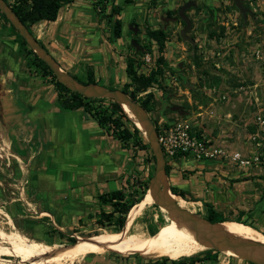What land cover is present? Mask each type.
I'll return each mask as SVG.
<instances>
[{
  "label": "rangeland",
  "instance_id": "rangeland-1",
  "mask_svg": "<svg viewBox=\"0 0 264 264\" xmlns=\"http://www.w3.org/2000/svg\"><path fill=\"white\" fill-rule=\"evenodd\" d=\"M79 1L81 6L85 7V1ZM184 1L186 0L180 5ZM241 1L247 8L245 18L233 0H214L212 9L204 2L199 4L197 2L194 7L188 8L186 13L191 20V26L186 31V35L193 39V43L180 37L179 31L184 26V22L180 20L177 12L168 14L170 18L165 21L167 39L163 72L158 77V81L147 88L155 97L150 102L148 113L155 129L158 123L182 120L193 130L206 135L216 147L227 153L232 151L250 153L252 147L248 133L256 127L255 117L264 118V0ZM137 6L135 9L139 8ZM131 7L124 8L121 12L122 38L127 43L132 39L127 33H134L132 30L129 31L127 20L130 17L135 19L136 15L141 14L140 12L133 14L134 7ZM91 11L99 16L94 9L91 8ZM0 19V35L10 33L14 37V42H11L10 37L6 41H3L5 38L1 39L2 42L11 49L13 48L10 43L18 45L17 52L13 51L12 56L19 58L27 56V51L19 44L17 33L1 16ZM31 26L30 30L35 35L36 30ZM79 27L80 24L70 26L72 32L76 33H79ZM138 31L135 33L137 34ZM142 32L143 26L139 34L134 36L141 45L142 51L133 46L131 53L140 63L139 71L148 73L156 64L158 52L153 44L149 49L146 48L148 38L146 35L142 36ZM107 33L105 29V36ZM99 34L103 35L102 32ZM39 41L48 50L47 45ZM73 42L76 43L75 40ZM91 42L92 45L96 44L95 36H92ZM67 45L72 47L71 42ZM137 51H140V54H137ZM108 52L113 54V51ZM108 52L107 60L108 55L110 57ZM145 53L151 55L150 63H145L143 60ZM92 54L96 53L92 52ZM89 63L90 61L82 59L80 64L68 67L67 71L85 81L87 79L85 71L78 72L76 69L84 70ZM25 72L27 77L26 69ZM36 75L37 78L28 84V87L34 90L31 100L36 101L41 97L36 102L37 108L44 111V119L61 132L55 134L53 131L49 138L50 142L40 132L38 138L33 141L30 139L17 144L8 141L10 147L7 149L1 142L5 137V130L1 131L0 128V182H2L0 229L6 234H0V239L4 240L6 236L16 240L14 238L17 237L16 233L21 232L28 239L48 244L43 246L51 249L42 247L37 249L36 245L32 244H30L32 248L24 249L26 256L37 258L42 262L38 264H174L162 262L160 259L163 256H144L126 242L106 249L109 239L122 234L124 227L115 230L114 222L100 226L95 221L100 210L111 209L109 204L98 200V195L119 188L123 191L126 200L133 203L126 214L123 223L125 226L130 210L136 204L143 202L148 191L149 180L154 171V161L150 157L151 149H136L131 140L124 143L106 128L102 129L103 136L95 119L90 115L87 116L85 111L65 109L57 99L51 103L55 93L52 79L48 76ZM95 76L93 78L96 83L107 86L105 80ZM116 84L108 86L113 88L121 86L119 85L121 83ZM38 93H40L39 97H37ZM144 93L145 91L138 93L139 99ZM100 104L107 107L108 99H102ZM84 112L87 120H83ZM2 115H4L3 117L0 115L2 123L3 121L7 124L12 123L14 117L6 120V113ZM23 119H25L22 120L24 125L30 121L28 119L41 125L37 118L33 119L28 113ZM6 128L9 130L10 127ZM25 128L21 131L26 134L28 129ZM141 136L146 141L142 132ZM102 137L105 139L101 140ZM231 142L235 145L229 146ZM17 151L23 152V155H13ZM16 156L21 160L17 159V162ZM9 158L12 161L11 168L18 167L17 163L22 164L27 177L30 175L34 181L31 184L34 191L30 192V195H35L32 206L21 207L16 199L17 188L14 187L15 185L8 186L13 180V174H6L11 170L7 171L3 162H9ZM12 158L14 161L11 160ZM165 163L170 165L169 185L186 191L185 197L180 195L175 197L181 206L203 217L207 209L212 208L226 220H239L264 234V167L256 165L240 167L224 157L196 160L190 156H176L165 160ZM25 176L19 177L17 174L16 179L20 181ZM24 185H28L25 180ZM26 189L31 190V186L28 185ZM11 198L15 200L10 204L8 201ZM153 204L155 203L152 201L145 203L135 216L134 222L142 225L147 231L150 228L155 229L151 233L165 239L170 245L190 231L184 224L169 217L164 209ZM7 215L11 217V221ZM90 235H97L105 243L99 245L87 239L80 244L84 246L81 252L76 251L80 245L62 252L73 244L67 242L66 236L75 238L77 236L79 239ZM78 239L76 238V241ZM3 244L0 250L7 246L4 241ZM56 247L60 249L56 250ZM2 258L9 259L11 264H17L18 255L2 256ZM183 258L185 264H190L186 256L179 259ZM5 263V260L0 259V264ZM194 264L250 263L225 250L218 251L214 259L202 260Z\"/></svg>",
  "mask_w": 264,
  "mask_h": 264
},
{
  "label": "crops",
  "instance_id": "crops-1",
  "mask_svg": "<svg viewBox=\"0 0 264 264\" xmlns=\"http://www.w3.org/2000/svg\"><path fill=\"white\" fill-rule=\"evenodd\" d=\"M85 7H82L79 3V0H73L63 6H61L58 10L57 17L55 20H40L34 24H32V28H35L36 34L35 37L37 39L43 41L45 45L48 47V51L51 55L56 59V61L64 67L66 70L70 66H74L80 64L82 59L84 61H90L89 64H86L87 67L83 70L82 68H77L78 72L85 71L86 74L91 73L93 76H98L99 79L105 80L108 84H116L121 83L116 86L115 88H121L123 83L128 81V78L125 73V61L127 57L134 56L131 53V48L134 46L131 41L136 40L134 36H137L140 32V28L143 26L142 36L146 35L145 28H162L165 32L167 31V24H165L166 19H169L168 14H173V11L176 10L180 3L183 0H131L129 3H125L124 0H84ZM195 3L204 2L208 4V8L212 9V5L214 4V0H194ZM135 3H139L140 5H136ZM87 4V5H86ZM112 5H120L122 9L120 10L119 17L121 18V29H120V36L113 37L112 35V20L114 16H110V10ZM94 9L99 16H96L95 12L91 11V8ZM132 6V7H131ZM135 6L139 7L135 9ZM133 8V14L135 12H140L138 16L128 18L127 20V27L129 31L128 35H131L130 43H127L124 38H122V25H123V18L121 17V12L124 8ZM103 9V11H102ZM138 10V11H136ZM212 11V10H211ZM104 12V13H103ZM95 15H93V14ZM106 14V15H105ZM92 20V21H91ZM111 23V27H110ZM1 24V19H0ZM71 24H80L78 32H72V28H70ZM107 29V35L105 36L104 31ZM134 29L139 30L137 34L135 33ZM99 30V31H98ZM102 32V34H99ZM81 35V36H80ZM92 36H95L96 44L92 45ZM12 40L14 42V37L9 34H1L0 35V115L6 113V120L12 119L14 117L12 123L7 124V122L0 119V128L1 131L5 130V134L3 140L1 141L4 144V147L8 149V141H13L14 144H17L21 141H28L30 139L38 138V133L43 134L47 137L48 141L50 142V136L54 133L61 132L56 126L52 123H48L44 119V111H41L36 106V102L41 99L40 93L37 94L39 97L36 101L31 100L34 96L33 91L31 88L28 87L30 82H33L37 75L31 73L29 69V59L27 56L13 57V51L17 52L18 45L10 43V46L13 48L11 49L6 43L2 42L6 41L7 39ZM147 37V35H146ZM148 38V37H147ZM73 40L76 41L74 44ZM64 42V43H63ZM72 43V47L70 48L67 44ZM83 42V45L81 43ZM140 45V44H139ZM141 46V45H140ZM156 46L153 43V47ZM15 49V50H14ZM108 51H113V54H110ZM96 53L95 55L92 54ZM107 52L110 54L108 55L107 60ZM18 55V54H17ZM102 55V57H100ZM98 56L100 58H98ZM113 58V59H112ZM88 63V62H87ZM27 70V77L26 72ZM95 76V77H96ZM117 85V84H116ZM158 94H160L158 92ZM56 93L53 94L51 103L55 102ZM50 103V102H49ZM60 107V105L57 103ZM56 106V105H55ZM75 110H82V108H78ZM3 111V113H1ZM30 114L34 118H37L41 125H37L35 121L32 119H28L27 123L24 125L23 119L25 115ZM85 113V112H84ZM9 115V116H8ZM86 113L83 115V120H87ZM0 116V117H1ZM21 117V119H20ZM5 118V117H4ZM7 126H9V130H7ZM25 129L27 133H23L21 129ZM102 134V128H100ZM38 131V132H37ZM37 133V134H36ZM103 135V134H102ZM104 136V135H103ZM105 137H102L101 140H104ZM235 145L233 142L229 144V146ZM2 149V148H1ZM22 151V150H21ZM17 151L13 155H23V152ZM103 151V149H102ZM8 155V154H7ZM33 155V154H31ZM16 160L19 161L21 158L16 156ZM11 160L14 161L12 158ZM17 160V162H18ZM10 158L9 162H3L4 168L10 172H7V175L13 174V180L8 183V186H14L18 190V197L16 198L19 201V205L21 207H25L26 205L32 206L33 200L35 195H30V192L34 191L32 188L33 180L27 177V173L23 171L22 164L17 163L18 167L11 168ZM17 174L19 177H23L20 181L17 178ZM24 180L27 182L28 185L31 186V190L26 189L27 186L24 185ZM2 185V182H0ZM26 187V188H25ZM37 191V190H36ZM25 196H30L29 198ZM15 200L11 198L8 202L10 204L12 201ZM24 200V201H23ZM8 219L11 221V217L8 216ZM1 235H6L3 229H0ZM17 237L16 240H29L33 242L34 240L28 239L23 233H16ZM5 238H9L6 237ZM6 243V242H4ZM37 245V249H40L44 244L42 242H35ZM3 241L0 240V247L3 246ZM30 244H26L25 248H32ZM41 245V246H40ZM34 247V246H33ZM46 249H51L50 247H42ZM60 247H56L55 249L58 250ZM72 250V249H71ZM0 251H9V247H3Z\"/></svg>",
  "mask_w": 264,
  "mask_h": 264
},
{
  "label": "trees",
  "instance_id": "trees-1",
  "mask_svg": "<svg viewBox=\"0 0 264 264\" xmlns=\"http://www.w3.org/2000/svg\"><path fill=\"white\" fill-rule=\"evenodd\" d=\"M17 14L19 19L26 25L27 29L31 32L30 26L40 20H55L58 14V10L61 6L73 1V0H5ZM131 0H124L125 3H129ZM122 7L120 5H112L110 10V16H114L112 20V35L113 37H119L121 29V18L119 13ZM177 12V9L174 10ZM0 16L6 20L5 15L0 11ZM183 23V22H182ZM9 26L17 33L19 37V44L25 48L27 51V57L29 59V69L32 73L39 74L43 77L48 76L52 79L57 102L65 109H78L82 108L88 115L93 117L100 128L110 130L114 133L119 139L124 143L132 141V144L136 149H149L148 142L144 141L141 136V130L132 122L131 119L127 116V113L122 109L121 105L115 102L112 99H108L107 107H103L100 104V101L104 98L100 97H86L78 92L68 89L63 83L59 82L56 79L54 73L50 70L48 65L41 60L26 44L25 40L20 36L17 30L9 23ZM32 33V32H31ZM145 33L148 37V44L145 45L147 49L155 43L156 50L158 55L156 57V64L152 67L148 73H143L139 71L138 66L139 62L132 57H127L125 61V73L128 78V81L124 82L122 87L133 100L138 101L149 113L150 111V102L154 100V93L152 91H147L144 93L143 97L139 99L137 96L138 93L144 92L148 87H151L154 83L158 81V77L163 72V64L165 63L164 48L165 42L167 39V33L162 28H145ZM39 41V40H38ZM39 43L43 45L40 41ZM145 48V47H144ZM137 54H140V51H137ZM78 79L76 76H74ZM83 83L87 82H96L93 78V75L88 72L87 79L82 81ZM110 87V86H109ZM131 87V89H129ZM113 88V87H111ZM115 88V87H114ZM179 155V154H178ZM180 156V155H179ZM150 157L154 161V156L151 153ZM165 170L167 176H169L170 165L165 164ZM170 190L177 195L185 197L186 191L178 188L174 185H170ZM98 200L104 204H109L111 209L110 211L100 210L98 217L95 221L100 226H105L114 222L116 227L115 230L120 229L123 226L125 217L130 207L132 206V201H127L124 193L121 189L116 188L110 191H105L98 195ZM156 206V204H153ZM115 215V216H114ZM114 216V219L112 217ZM208 220L215 221H224L226 220L220 213H217L212 208H208L206 214L204 215ZM239 221V220H237ZM241 222V221H240ZM155 229H148L149 232L154 231ZM59 235H61L59 231ZM1 241L6 242L9 247L8 252L14 253L16 250L20 252V257L18 256L17 264H25L26 262H31L37 264L40 262L37 258L31 256H26L24 254V249L26 244H36L35 240L30 242L29 240H13V238H3ZM65 239L67 242L74 243L76 238L74 236H66ZM37 246V245H36ZM41 246V245H40ZM45 247V246H41ZM218 251L214 249H206L202 251L201 255H191L186 257L190 264L202 260H211L216 257ZM2 256H13L11 254L2 255ZM1 256V258H2ZM5 260V264H11L10 260L7 258H2ZM55 259V258H54ZM159 260V259H156ZM162 262H172L174 264H185L184 258L172 260L166 256L161 257ZM250 264H254L249 262Z\"/></svg>",
  "mask_w": 264,
  "mask_h": 264
},
{
  "label": "water",
  "instance_id": "water-1",
  "mask_svg": "<svg viewBox=\"0 0 264 264\" xmlns=\"http://www.w3.org/2000/svg\"><path fill=\"white\" fill-rule=\"evenodd\" d=\"M233 1L245 18L247 8L243 5L241 0ZM195 4L194 0H186L179 5L177 9L178 17L184 22V26L179 31L180 37L191 43H193V39L186 35V31L191 26V20L186 10L190 7H194ZM0 11L25 40L28 47L48 65L56 76V79L63 83L68 89L86 97L112 99L120 104L124 111L125 106L131 111L139 125L131 119L127 111L125 112L129 119H131L143 133L154 156V171L148 184V191L153 198V203L159 208L164 209L169 217L188 227L193 232L194 237L207 249H214L217 251L230 250L241 259L254 264H264V243L237 236L225 230L224 227L220 225L223 221L212 222L178 203L175 199V196L178 195L170 190L168 176L165 170L166 163L158 143L154 123L145 108L138 101L133 100L120 88H111L96 82L83 83L79 81L64 69L51 53L39 43L37 37L27 29L26 25L19 19L17 14L5 0H0ZM134 31H136V29H134ZM131 43L137 50L142 51V47L136 40H132ZM123 227L124 224L122 228ZM76 238L78 239L77 236Z\"/></svg>",
  "mask_w": 264,
  "mask_h": 264
},
{
  "label": "bare ground",
  "instance_id": "bare-ground-1",
  "mask_svg": "<svg viewBox=\"0 0 264 264\" xmlns=\"http://www.w3.org/2000/svg\"><path fill=\"white\" fill-rule=\"evenodd\" d=\"M124 109L125 111H127L131 119L139 125L138 121L132 115L131 111L126 106L124 107ZM152 200L153 198L150 192L147 191L144 196L143 202L136 204L130 210L125 221L126 224L123 228V233L120 235L112 236L107 243L106 249H109V247L114 248L126 242L134 250L144 256H167L175 259L195 255L207 249L194 237L191 230L181 235L175 243L170 245V243L165 239L152 234L151 232L145 230L142 225L135 223V216L139 213V210L143 207V205H145V203H148ZM220 225L224 227L225 230L237 236L264 243V234L243 222L237 220H224L220 223ZM87 239H90L99 245L105 243V241L103 239H100L97 235H90L88 238H79L73 244L63 249L62 252H67L77 247ZM83 247L84 246L80 245L78 248H76V251L81 252V250H83ZM227 251L231 252L230 250Z\"/></svg>",
  "mask_w": 264,
  "mask_h": 264
},
{
  "label": "built area",
  "instance_id": "built-area-1",
  "mask_svg": "<svg viewBox=\"0 0 264 264\" xmlns=\"http://www.w3.org/2000/svg\"><path fill=\"white\" fill-rule=\"evenodd\" d=\"M142 58L145 63L151 62V55L148 53H145ZM254 123L255 129L248 133V140L252 147L248 154H242L240 151L231 153L223 151L216 147L206 135L193 130L188 123L182 120L158 123L156 132L166 161L179 155L181 157L190 156L196 160L224 157L240 167L253 165L264 167V118L257 116Z\"/></svg>",
  "mask_w": 264,
  "mask_h": 264
},
{
  "label": "flooded vegetation",
  "instance_id": "flooded-vegetation-1",
  "mask_svg": "<svg viewBox=\"0 0 264 264\" xmlns=\"http://www.w3.org/2000/svg\"><path fill=\"white\" fill-rule=\"evenodd\" d=\"M8 254H11V255H13V256L18 255L19 257L21 256V255H20V252H18V250H16L14 253H12V252L0 251V259H2V258H1L2 255H8ZM17 260H18V259H17ZM36 263L38 264V262H36Z\"/></svg>",
  "mask_w": 264,
  "mask_h": 264
}]
</instances>
